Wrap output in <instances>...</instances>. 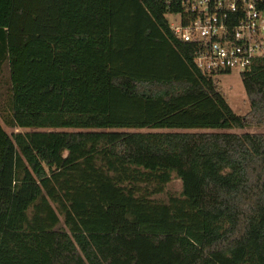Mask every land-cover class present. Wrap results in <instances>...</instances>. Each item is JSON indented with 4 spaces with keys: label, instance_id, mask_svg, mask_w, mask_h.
I'll list each match as a JSON object with an SVG mask.
<instances>
[{
    "label": "trees",
    "instance_id": "1",
    "mask_svg": "<svg viewBox=\"0 0 264 264\" xmlns=\"http://www.w3.org/2000/svg\"><path fill=\"white\" fill-rule=\"evenodd\" d=\"M179 10L0 0V264H264V59L238 115Z\"/></svg>",
    "mask_w": 264,
    "mask_h": 264
},
{
    "label": "built area",
    "instance_id": "2",
    "mask_svg": "<svg viewBox=\"0 0 264 264\" xmlns=\"http://www.w3.org/2000/svg\"><path fill=\"white\" fill-rule=\"evenodd\" d=\"M179 11L169 15L176 36L197 47L195 65L215 77L251 72L264 59V9L261 0H163Z\"/></svg>",
    "mask_w": 264,
    "mask_h": 264
},
{
    "label": "rangeland",
    "instance_id": "3",
    "mask_svg": "<svg viewBox=\"0 0 264 264\" xmlns=\"http://www.w3.org/2000/svg\"><path fill=\"white\" fill-rule=\"evenodd\" d=\"M168 20L170 23L174 25H178L180 23V18L172 15H168ZM213 78V77H212ZM214 81L221 89L224 94L227 102L230 104L232 109L236 114L244 116L251 109L250 99L246 92L245 86L242 81V75L237 71H232L230 73H223L215 76ZM9 89H5L1 86L0 83V138L3 140H10V136L13 132L18 131V129L12 128L8 126L5 122V117L9 113V100H8ZM136 129H131V131H135ZM139 131H159V129H141ZM190 131H201L198 129L190 130ZM223 132H234V133H264V126H253L247 128H231V129H223L219 130ZM5 155L3 150L0 148V156ZM183 189L182 181L173 174V179L168 186V190H170L173 194L179 195L181 194ZM167 198L166 195H162Z\"/></svg>",
    "mask_w": 264,
    "mask_h": 264
}]
</instances>
